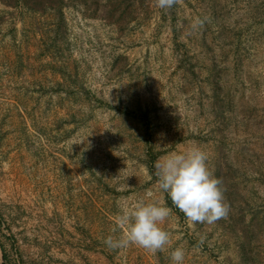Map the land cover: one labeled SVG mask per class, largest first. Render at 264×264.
<instances>
[{"label":"rangeland","instance_id":"obj_1","mask_svg":"<svg viewBox=\"0 0 264 264\" xmlns=\"http://www.w3.org/2000/svg\"><path fill=\"white\" fill-rule=\"evenodd\" d=\"M7 1L0 264H79L80 249L172 264L176 247L183 264H264V0ZM193 145L230 204L211 225L190 224L155 176ZM140 198L172 209L171 245L108 249L120 206Z\"/></svg>","mask_w":264,"mask_h":264},{"label":"clouds","instance_id":"obj_2","mask_svg":"<svg viewBox=\"0 0 264 264\" xmlns=\"http://www.w3.org/2000/svg\"><path fill=\"white\" fill-rule=\"evenodd\" d=\"M182 0H152L155 7L170 10ZM202 23V22H200ZM207 153L199 146L173 151L158 160L155 167L158 188L184 214L190 224H214L227 218L230 204L222 181L209 169ZM172 209L158 201L143 198L124 203L115 216L113 234L104 244L110 250L135 246L151 254L163 252L172 243V233L164 227ZM172 264H183L185 250L174 248Z\"/></svg>","mask_w":264,"mask_h":264},{"label":"crops","instance_id":"obj_3","mask_svg":"<svg viewBox=\"0 0 264 264\" xmlns=\"http://www.w3.org/2000/svg\"><path fill=\"white\" fill-rule=\"evenodd\" d=\"M77 239H79V238H77ZM81 242L83 243V241H81ZM84 254H86V256ZM81 256H82V259H81ZM69 257L70 256L68 255L67 258L69 259ZM83 259H86L87 261L83 262ZM105 260H106V258L101 253H99V252L96 253L95 251L87 253V251L85 249H80L79 258H76L75 256H73V261H79V264H111L110 262L107 263ZM70 261H71V259H70Z\"/></svg>","mask_w":264,"mask_h":264},{"label":"trees","instance_id":"obj_4","mask_svg":"<svg viewBox=\"0 0 264 264\" xmlns=\"http://www.w3.org/2000/svg\"><path fill=\"white\" fill-rule=\"evenodd\" d=\"M2 1L5 2V0H2ZM28 2H29V0H25V3L27 4L28 8L33 9V10H37L36 7L30 5ZM11 3H12V0L7 1V4H11ZM3 257L5 258V255H3Z\"/></svg>","mask_w":264,"mask_h":264}]
</instances>
